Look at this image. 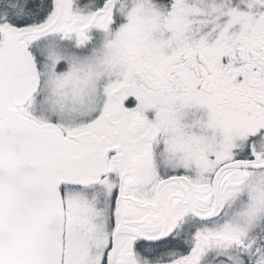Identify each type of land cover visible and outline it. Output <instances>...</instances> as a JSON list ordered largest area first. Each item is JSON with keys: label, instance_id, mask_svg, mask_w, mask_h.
<instances>
[{"label": "snow or ice", "instance_id": "1", "mask_svg": "<svg viewBox=\"0 0 264 264\" xmlns=\"http://www.w3.org/2000/svg\"><path fill=\"white\" fill-rule=\"evenodd\" d=\"M0 264H264V0H0Z\"/></svg>", "mask_w": 264, "mask_h": 264}]
</instances>
